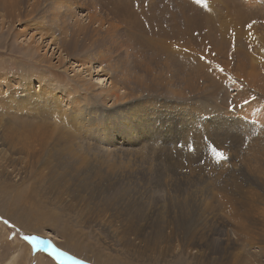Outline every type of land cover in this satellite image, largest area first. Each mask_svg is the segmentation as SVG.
Returning <instances> with one entry per match:
<instances>
[{
	"label": "rangeland",
	"instance_id": "obj_1",
	"mask_svg": "<svg viewBox=\"0 0 264 264\" xmlns=\"http://www.w3.org/2000/svg\"><path fill=\"white\" fill-rule=\"evenodd\" d=\"M263 177L264 0H0V264H264Z\"/></svg>",
	"mask_w": 264,
	"mask_h": 264
},
{
	"label": "snow or ice",
	"instance_id": "obj_2",
	"mask_svg": "<svg viewBox=\"0 0 264 264\" xmlns=\"http://www.w3.org/2000/svg\"><path fill=\"white\" fill-rule=\"evenodd\" d=\"M197 3H201L202 0H196ZM251 27V25H249ZM201 59H205V57L201 56ZM209 68L211 70V65L209 64ZM216 70L223 71V69H219L217 67ZM208 149L211 152V155L216 159L217 163H220L227 159L224 152L219 150V148L213 143L207 144ZM0 221L8 227L15 228V225L12 224L8 219L0 218ZM10 239L12 237H9ZM24 242H26L31 249L32 254H36L37 252H46L49 257L58 262V264H83L82 261L75 260L71 255H69L66 251H61L58 248L54 247L52 243L42 236L33 235V234H24L22 236Z\"/></svg>",
	"mask_w": 264,
	"mask_h": 264
},
{
	"label": "bare ground",
	"instance_id": "obj_3",
	"mask_svg": "<svg viewBox=\"0 0 264 264\" xmlns=\"http://www.w3.org/2000/svg\"><path fill=\"white\" fill-rule=\"evenodd\" d=\"M10 2H12V1H10ZM13 4V3H12ZM10 5V4H9ZM14 6V5H13ZM11 7V6H10ZM11 9V8H10ZM38 28V27H37ZM43 39V38H42ZM40 40V38H39V41H35L38 45H36V47L35 46H32L33 45V41L31 42V43H29L28 44V46H26V48L29 50L28 51V55L30 56V57H32V56H34L37 52H38V49L40 48V46L43 44V40ZM161 42H163V41H161ZM164 43V42H163ZM47 45H48V43H47ZM161 45V44H160ZM169 45V44H168ZM164 47L166 48L167 47V45L166 46H161V48H163L164 49ZM170 49V48H169ZM164 50H166V49H164ZM177 54V53H176ZM42 61V60H41ZM50 64V63H49ZM49 67V66H48ZM77 68V70L79 71L80 70V67L79 66H76ZM82 70V69H81ZM86 71H88V69L86 70ZM100 81L103 83V81H104V79L102 80V79H100ZM99 81V82H100ZM39 83H40V85H38V87H41L42 85H43V81L42 80H40L39 81ZM102 83L100 84V85H102ZM24 85V84H23ZM24 88H27L28 89V91H29V94L30 93H32V92H34L35 93V91H32V88L31 87H28L27 85H25L24 86ZM39 90V89H38ZM42 90V94H46V93H49V92H52V89H50V87L49 88H42L41 89ZM73 91V90H72ZM7 94V93H6ZM5 103V100H3L2 99V102H1V104L3 105ZM8 105V104H7ZM11 107H15L16 108V111H19V109L17 108L18 106H13V105H11ZM9 108V107H8ZM2 110V109H1ZM3 110H4V106H3ZM46 135H47V132H45V135H44V139L42 138V137H38L36 134H33L32 135V137L34 138V140L35 141H38V142H40V143H42L44 140L46 141L48 138L46 137ZM39 138V139H38ZM9 142H12L13 144H15L16 146H19L20 148H21V151H26L29 147H31V144H28V142H26V140L22 137V136H19V137H13V138H10L9 140H8ZM263 180H264V177H263ZM263 200V199H262ZM261 200V201H262ZM249 201V200H248ZM258 201H259V199H258ZM253 202V201H252ZM256 202V201H255ZM262 205V204H261ZM256 206V205H255ZM262 208V207H261ZM256 209V208H255ZM261 215H262V217H264V209L263 210H261ZM261 217V218H262ZM261 220H263V224H264V218H262ZM260 221V220H259ZM243 226V225H242ZM241 233L246 237V242L247 243H250V240H251V236L247 233V231H246V229H244V228H242V231H241ZM263 234V233H262ZM31 259H32V257H31ZM30 259V261L32 262H36V264H39L40 262L39 261H36V260H31ZM27 262V261H26ZM247 263V262H246ZM32 264V263H31ZM35 264V263H34ZM40 264H42V263H40ZM47 264H48V262H47ZM51 264V263H50ZM123 264H130L129 262L128 263H123ZM250 264V263H249ZM252 264V263H251Z\"/></svg>",
	"mask_w": 264,
	"mask_h": 264
}]
</instances>
